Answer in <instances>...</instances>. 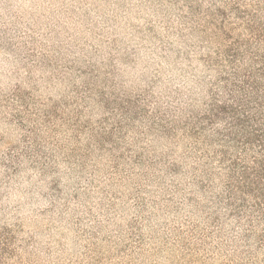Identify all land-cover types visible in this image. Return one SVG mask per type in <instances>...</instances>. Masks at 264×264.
<instances>
[{
	"label": "rangeland",
	"instance_id": "obj_1",
	"mask_svg": "<svg viewBox=\"0 0 264 264\" xmlns=\"http://www.w3.org/2000/svg\"><path fill=\"white\" fill-rule=\"evenodd\" d=\"M0 264H264V0H0Z\"/></svg>",
	"mask_w": 264,
	"mask_h": 264
}]
</instances>
